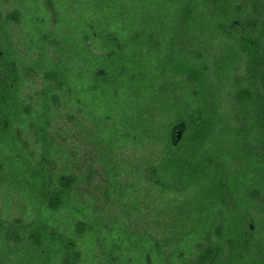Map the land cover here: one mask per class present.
Segmentation results:
<instances>
[{"label": "trees", "instance_id": "16d2710c", "mask_svg": "<svg viewBox=\"0 0 264 264\" xmlns=\"http://www.w3.org/2000/svg\"><path fill=\"white\" fill-rule=\"evenodd\" d=\"M3 1L0 264H264V0ZM59 123L94 156L49 176Z\"/></svg>", "mask_w": 264, "mask_h": 264}, {"label": "rangeland", "instance_id": "374dc122", "mask_svg": "<svg viewBox=\"0 0 264 264\" xmlns=\"http://www.w3.org/2000/svg\"><path fill=\"white\" fill-rule=\"evenodd\" d=\"M12 0H4L3 3L6 4L5 8L9 9L10 8V4L9 2H11ZM15 1V0H14ZM52 1V0H51ZM57 3V0H53ZM48 2L50 3V1L48 0H43V4H48ZM22 5H24L26 7V3L24 0H20V2H18ZM49 9V7H48ZM31 39H34V38H31ZM23 51V50H22ZM248 62V58L247 57H240V69L241 71H247V67H246V63ZM242 84H246L244 82V80L242 81ZM136 99V96L134 94V89H131V90H125L123 93H122V97L120 98L119 102L120 104H122V112L125 114V116L129 113V117L132 115L131 113V110L132 109H135L134 107V103L133 101ZM145 105H142V108L144 107ZM116 109H119L118 107ZM54 127L56 128V130H52L54 131L56 134L55 136H57V139L58 141L60 140L62 144L65 145V147L67 148V150H70V151H73L72 154H71V159L70 160H63L61 159L60 157H57V159H52L50 162V164L48 165L47 167V171L49 173V176H58L61 174V171L63 169H73V166L75 165L74 163H72L73 160H77V161H81V163L85 166V164H87V162H91V158L94 156V151L92 150L91 147H89V145H87L86 147L85 146H82L80 143H83V139L81 138L78 130L76 127H73V125L70 123V124H63V123H59V124H56L54 125ZM57 133H60L59 135H62L65 139H67V142L63 141L62 138H60V136L57 134ZM232 137L235 139V135L234 134H230L228 136V140H225V143L226 144H231L232 143ZM232 139V140H231ZM86 148V149H85ZM74 152L77 153L76 156H74ZM56 160V161H55ZM37 161L38 159L34 158V162L37 164ZM55 161V162H54ZM88 165V164H87ZM89 167L91 168H96V166L92 163H90ZM28 176V175H27ZM95 176V175H94ZM31 177V176H30ZM95 179V178H94ZM93 181L95 182L96 180ZM29 180V179H28ZM30 181V180H29ZM27 181V182H29ZM146 187V185H145ZM88 187H86L85 185H83L82 183H78L76 184L75 186V192L78 193V195H81V197H85L84 199H77L75 201H69V202H76L77 204H80L81 206H83L84 204L86 205H90L89 203H87L85 200H88L89 201V198L88 196L86 195V193L88 195H92L94 194V190H96L99 195H100V192H102L103 188L101 189H93V188H90V190L88 191ZM84 193V194H83ZM138 197H140V193L137 195ZM3 198H4V189H1L0 190V202L2 201L3 203ZM95 201H96V196H95ZM93 201V202H95ZM104 201L103 200H100V197L98 196L97 197V202H102ZM8 202H11V205L9 206L10 208V217L12 218V220H24V221H27V217H26V213L28 212V206H30L31 204H28V201L26 198L22 197L20 194L19 195H16L14 197H12L10 200H8ZM131 202V200H127L126 203L127 205H129ZM125 203V205H126ZM96 204V203H95ZM28 205V206H27ZM32 206H35V204H32ZM106 206V204H105ZM121 209L123 210V206L120 205ZM120 207H119V204H115L112 206L111 204H109V206L107 205L106 207V211L107 209L109 208V211L110 212H117L118 214L121 213V210H120ZM50 210L52 211H59L60 208L58 207H52V206H49ZM58 208V209H56ZM150 210H152V207H150ZM124 211V210H123ZM63 213H65L67 215L66 218H68L70 220V224H68V226H72L73 222L72 220L70 219V217H73L74 219H77L78 216L80 218V215L78 214L77 212V215L75 214V211L73 212L74 215H72V212L70 211V209H68V207H65L63 208ZM41 215H44L46 217L47 214H41ZM102 215V214H100ZM126 213L123 212V217H126L125 216ZM105 215H102V217L100 218V220H102L104 218ZM106 216L107 218L112 221H114L112 224L110 223L109 225V228H112V226L116 223V226H117V223H120L121 222V219L123 217H120V215H113L111 213H106ZM144 214H138V215H134L133 216V219H135V221L137 222V227L140 228L137 233L138 234H142L143 231H142V228H146V223L145 221L143 220V217ZM50 217H52L50 215ZM132 219V220H133ZM104 220V219H103ZM134 221V223H135ZM105 224V223H104ZM108 225V221L106 222L105 226ZM115 231H112L114 232V234H116L117 236H122V234H125V231L120 228L119 226L118 227H115L114 229ZM89 243H93V241L95 240V236L94 234H91V236H89ZM4 254L5 252L3 250L0 249V254ZM11 258H14L17 256H15V254L13 253L12 255L9 253L8 254Z\"/></svg>", "mask_w": 264, "mask_h": 264}]
</instances>
